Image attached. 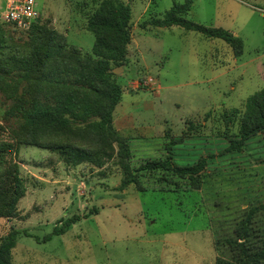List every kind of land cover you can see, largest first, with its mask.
<instances>
[{"label": "rangeland", "instance_id": "obj_1", "mask_svg": "<svg viewBox=\"0 0 264 264\" xmlns=\"http://www.w3.org/2000/svg\"><path fill=\"white\" fill-rule=\"evenodd\" d=\"M122 1L133 12L129 63L121 65L124 70L114 72L111 79L123 88L113 123L132 150L126 162L138 171L149 160L167 158L170 141L177 139L170 146L177 164L205 158V166L193 177L144 170L139 184L119 189L124 168L116 141L110 147L86 133L61 136V141L91 153V158L78 163L30 142L14 146L9 160L18 163L26 191L15 212L0 217V242L12 228L21 231L13 264H216L228 254L219 243L234 233L246 209L264 204L263 134L242 151H225L242 126L241 117L228 124L226 112L238 107L244 114L248 99L264 89V0H193L187 17L242 37L240 56L224 39L179 25L150 23L164 17L175 2L185 0ZM99 3L37 0L40 21L56 30L55 42L65 51L43 74L80 79L83 70L78 66L83 59L105 58L93 53L95 34L88 29ZM6 39L0 68H12L10 56L30 57L28 33L8 27ZM114 66L110 60L109 70ZM151 77L153 82L147 83ZM87 87L92 95L95 90ZM2 100L0 90V110L5 107ZM0 124H5L1 116ZM6 135L0 130V139ZM54 137L49 132L41 142L49 145ZM5 169L2 166L1 172ZM92 208L97 212L65 233L48 241L36 238ZM254 220V228L264 225V211Z\"/></svg>", "mask_w": 264, "mask_h": 264}, {"label": "trees", "instance_id": "obj_2", "mask_svg": "<svg viewBox=\"0 0 264 264\" xmlns=\"http://www.w3.org/2000/svg\"><path fill=\"white\" fill-rule=\"evenodd\" d=\"M193 0L175 2L162 18H154L151 24L155 26L179 25L188 30H196L207 37L224 39L240 56L244 50L242 37L223 27L207 26L190 20L187 15L192 9ZM133 12L130 4L122 0H100V3L88 22V29L95 34L93 53L104 59L87 56L78 66L80 73L76 80H68L57 76L49 78L43 70L52 61L62 58L65 54L63 47L55 42L56 30L43 21L35 22L27 30H23L0 20V52L7 42V28L28 33L30 57L10 56L12 68H0V90L3 93L0 110V130L7 132L0 139V217L15 212L19 199L24 195L26 186L20 175L18 163L10 162L14 146L22 142L45 146L59 151L61 155L71 157L69 162L78 163L83 158H91L87 149H81L69 141H61V136L72 137L89 134L104 140L113 147V141L120 144L118 156L122 160L124 177L119 189L131 184H139V177L144 170L162 169L174 171L180 175L195 176L206 163L205 158L189 165L177 164L173 159L169 143V157L149 160L132 171L126 159L131 157L132 150L124 136L114 126L113 114L121 102L123 88L111 79L117 66L129 63L128 46L131 42V22ZM110 60L116 66L110 69ZM46 70V69H45ZM91 79V82H89ZM71 82V90H67ZM87 83L88 85H84ZM102 84V89L100 86ZM87 86H92L94 93L89 94ZM54 88V90H51ZM238 107L232 108L225 114L228 124H234L238 117L242 119L241 132L230 139L227 152L242 151L245 145L259 134L264 138V89L253 94L247 101L245 113ZM94 117H98L94 119ZM195 127V126H193ZM54 133L55 137L47 142H41L42 136ZM2 166L6 167L1 172ZM254 207V208H253ZM245 211V216L236 227L234 233L220 242L226 246L228 254L219 257L216 264H264V225L254 228L255 217L264 211V204L253 206ZM97 210L92 208L85 215L74 214L56 225L53 231L40 238L39 241L51 240L53 235L65 233L72 224L83 217H88ZM260 212V213H259ZM21 231L12 228L0 242V264H13L12 252L17 244ZM25 234H33L25 231Z\"/></svg>", "mask_w": 264, "mask_h": 264}, {"label": "built area", "instance_id": "obj_3", "mask_svg": "<svg viewBox=\"0 0 264 264\" xmlns=\"http://www.w3.org/2000/svg\"><path fill=\"white\" fill-rule=\"evenodd\" d=\"M41 19L37 0H0V20L27 30ZM153 82V77L147 83Z\"/></svg>", "mask_w": 264, "mask_h": 264}, {"label": "water", "instance_id": "obj_4", "mask_svg": "<svg viewBox=\"0 0 264 264\" xmlns=\"http://www.w3.org/2000/svg\"><path fill=\"white\" fill-rule=\"evenodd\" d=\"M124 70V67L123 66H117L113 69L114 72L116 73H120Z\"/></svg>", "mask_w": 264, "mask_h": 264}]
</instances>
